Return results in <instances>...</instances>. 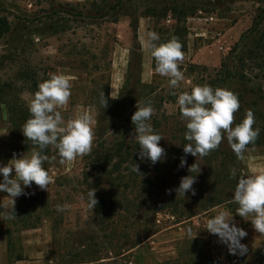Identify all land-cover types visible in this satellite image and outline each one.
<instances>
[{
    "label": "rangeland",
    "instance_id": "1",
    "mask_svg": "<svg viewBox=\"0 0 264 264\" xmlns=\"http://www.w3.org/2000/svg\"><path fill=\"white\" fill-rule=\"evenodd\" d=\"M194 1L200 9L188 18V47L179 65L185 79L172 90L168 78L155 72L153 58L144 67L141 42L145 44L147 32L162 37V28L175 23L170 15L141 16L155 1L0 0L1 14L12 23L0 41V120L6 116L15 122L16 146L31 144L22 132L30 117L28 105L39 84L54 74L66 75L72 83L69 103L61 110L65 121L87 113L95 133L91 152L74 161L60 163L53 146L44 150L49 160L43 166L53 183L49 191L39 188L20 196L28 199V214L10 219L12 264H264V234L236 214L238 205L231 201L241 174L264 172L258 157L264 155V79L246 68L245 79L219 81L222 61L237 69L231 49L264 0ZM116 3L120 6L112 9ZM204 84L238 96L233 126L248 110L254 113L253 127L260 135L242 159L226 138L203 158L185 157L186 122L177 97ZM103 92L106 108L99 102ZM149 101L155 109L150 123L164 136L159 144L166 153L154 165L137 155L130 116ZM33 150L31 145L26 151ZM181 157L186 158L184 167H179ZM135 163L140 173L131 171ZM193 163L200 165L195 194L177 195L175 189ZM232 169L235 179L230 178ZM92 190L102 210L88 206ZM58 204L66 210L58 212ZM220 211L232 214V222L247 232L241 240L248 248L243 256L231 254L205 229ZM25 217L34 227H24Z\"/></svg>",
    "mask_w": 264,
    "mask_h": 264
},
{
    "label": "clouds",
    "instance_id": "2",
    "mask_svg": "<svg viewBox=\"0 0 264 264\" xmlns=\"http://www.w3.org/2000/svg\"><path fill=\"white\" fill-rule=\"evenodd\" d=\"M161 37L156 31L146 34L145 48L155 61V72L168 78L169 88L175 90L180 87L185 77L179 65L184 59L182 43L176 37L167 42L157 43ZM72 83L68 76L54 74L44 80L38 86V91L31 99L28 108L30 117L22 127L26 140L31 141L33 151L22 154L19 158H13L6 164H0V191L8 195L7 205H0V212H7L8 218H14L15 198L21 195H30L25 191L31 188L33 182L41 190L49 191L53 183V177L45 169L44 162L49 160L45 154L48 146H53L59 157L60 163L74 161L77 158L89 154L93 147L95 137L92 118L87 113H80L75 118L65 121L62 111L69 103ZM172 95H177L172 91ZM112 99H117L111 95ZM100 104L106 108L108 99L104 92L100 97ZM176 103L180 116L186 122L183 144L185 157L191 154L196 157H205L213 150L219 148L226 138L229 146L238 159L243 158L249 145L255 143L260 135V129L253 127L256 122L254 113L248 110L244 119L233 126L234 114L240 109L238 96L226 88H213L204 84L192 88L191 92H182L178 95ZM155 109L151 102L143 106H137V110L131 116L134 125L140 160H148L153 165L165 158V149L159 144L161 134L154 131L151 118ZM181 157L179 167H184L186 158ZM14 170L15 175L10 176ZM131 171L140 173L138 165L131 166ZM200 172V165L193 163L189 167V175L182 177L177 195L189 191L195 194L193 184ZM230 178H237L236 169L230 172ZM95 191L87 193L88 206L94 208L98 201ZM172 191V190H169ZM231 201L238 205L236 214L252 222L257 232L264 234V172L241 174L237 179ZM10 205V207H8ZM66 205L58 204L56 210L64 212ZM209 233L215 234L220 242L224 243L231 254L243 256L248 248L241 240L247 236V232L232 222V214L225 211L218 212L207 221L205 228Z\"/></svg>",
    "mask_w": 264,
    "mask_h": 264
},
{
    "label": "trees",
    "instance_id": "3",
    "mask_svg": "<svg viewBox=\"0 0 264 264\" xmlns=\"http://www.w3.org/2000/svg\"><path fill=\"white\" fill-rule=\"evenodd\" d=\"M155 3L152 5H149L146 7L144 12L141 14V16L145 17H154L157 19H167V17L170 15L171 18L175 20V23L168 27V28H162V37L160 41L157 43H164L170 40L173 37H176L180 40L182 43V51H185L188 47V34H189V28H188V18L191 16H194L199 8L198 2H195L194 0H153ZM120 6L119 3H116L112 6V9L117 8ZM3 11L2 8H0V41L7 36L11 29H12V23L9 20V18L6 15L1 14ZM138 21V18H136L135 22ZM134 25V31L137 35L138 31V25ZM231 53L233 54V60L236 61V67L237 69L235 71L231 70L229 68V61H222V67L224 68V74L223 78H219L220 82H227L229 80H232V78H241L245 79L247 77L246 73L244 72L246 68L251 69L252 71H255V76L261 79H264V6L259 8L258 14L254 17L253 22L251 26L242 33L240 39L238 42L234 44V46L231 49ZM152 65L155 68V61L153 59ZM241 68V69H238ZM244 68V70H243ZM23 75V74H22ZM25 75V74H24ZM34 84L37 83L35 82ZM150 86V85H147ZM260 89L262 88V83L260 84ZM36 93V92H35ZM264 98V95H263ZM112 102H115L112 100ZM9 112H11V104L8 103ZM133 113L130 114L132 116ZM129 116V117H130ZM11 120V116H10ZM11 123L13 126H15V122L11 120ZM13 138H14V149L16 150H28L30 148L31 144L27 145H18L15 144V133L13 132ZM21 139V138H20ZM35 194V193H34ZM28 201L27 198H20V200L15 204V213L14 217H19L24 215H27L28 212L25 209V203ZM100 209L103 206V204H97ZM102 210V209H101ZM5 220L8 224V237H9V255H8V264H12V257H11V221L8 218V215L5 216ZM23 221L25 222L26 228L34 227L33 224H29L27 217L23 218Z\"/></svg>",
    "mask_w": 264,
    "mask_h": 264
},
{
    "label": "crops",
    "instance_id": "4",
    "mask_svg": "<svg viewBox=\"0 0 264 264\" xmlns=\"http://www.w3.org/2000/svg\"><path fill=\"white\" fill-rule=\"evenodd\" d=\"M139 28V27H138ZM138 33V31H137ZM142 44V51L144 53V67H149L151 62L150 53L146 50L145 44ZM28 154L26 150H16L14 149V138H13V127L12 123L7 119L6 116L2 117L0 120V164L6 165L12 158L13 155L19 158L22 154ZM262 158L260 161V167H264V155L258 156ZM15 172L13 170L10 176H14ZM3 177L0 174V181ZM39 187L33 182L31 188H26L25 191H36ZM7 193L0 191V205H7L8 197ZM20 200V196L15 198V204ZM9 206V205H8ZM3 209H0L2 211ZM9 237H8V224L5 221V212H0V264L9 263Z\"/></svg>",
    "mask_w": 264,
    "mask_h": 264
}]
</instances>
